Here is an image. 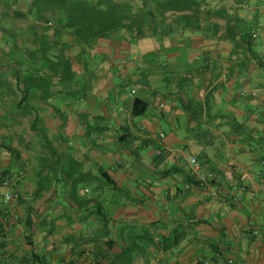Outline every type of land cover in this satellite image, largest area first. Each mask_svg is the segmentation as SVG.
I'll use <instances>...</instances> for the list:
<instances>
[{
  "label": "crops",
  "instance_id": "obj_1",
  "mask_svg": "<svg viewBox=\"0 0 264 264\" xmlns=\"http://www.w3.org/2000/svg\"><path fill=\"white\" fill-rule=\"evenodd\" d=\"M231 2L264 34V4ZM210 40L94 52L86 100L39 103L51 148L0 115V180L17 177L0 188V264H264V50Z\"/></svg>",
  "mask_w": 264,
  "mask_h": 264
},
{
  "label": "trees",
  "instance_id": "obj_2",
  "mask_svg": "<svg viewBox=\"0 0 264 264\" xmlns=\"http://www.w3.org/2000/svg\"><path fill=\"white\" fill-rule=\"evenodd\" d=\"M249 1L236 0L238 5ZM259 19L258 11L247 21L238 8H217L210 0H0V115L17 126L30 119L29 129L51 148L47 130L41 127L39 103L56 109L51 103L60 97L86 100L94 52L124 60L127 50L141 52L143 40L165 51L174 45L184 49L186 37L194 36L260 53L264 37ZM164 56L161 67L168 74ZM151 71L145 70L134 83L145 84ZM170 83L166 76L167 86ZM149 107L137 96L131 115L143 117ZM123 132L120 141L129 145V129L123 127Z\"/></svg>",
  "mask_w": 264,
  "mask_h": 264
},
{
  "label": "built area",
  "instance_id": "obj_3",
  "mask_svg": "<svg viewBox=\"0 0 264 264\" xmlns=\"http://www.w3.org/2000/svg\"><path fill=\"white\" fill-rule=\"evenodd\" d=\"M162 138H164V135H161ZM191 165H197V159L196 158H191L189 160ZM17 177L16 176H11V177H5L2 180H0V188H10L16 181ZM213 179V175H209L208 176V180H212ZM15 195L11 192H7L4 195V201L6 204H10L13 199H14ZM204 264H209L208 262L204 263ZM229 264H234V262L231 260L229 261Z\"/></svg>",
  "mask_w": 264,
  "mask_h": 264
},
{
  "label": "rangeland",
  "instance_id": "obj_4",
  "mask_svg": "<svg viewBox=\"0 0 264 264\" xmlns=\"http://www.w3.org/2000/svg\"><path fill=\"white\" fill-rule=\"evenodd\" d=\"M210 2L214 7H217V8H223L224 7V8L230 9L232 6L231 0H210ZM262 21L264 23V18ZM261 35L264 36L263 33ZM142 59H143L142 55H136V54L133 55L132 59L129 60L128 67L131 69H135V68L139 67ZM139 68H141V67H139ZM160 98L162 99V103H165V100L168 99L167 97H164V96H163V98H162V96Z\"/></svg>",
  "mask_w": 264,
  "mask_h": 264
}]
</instances>
